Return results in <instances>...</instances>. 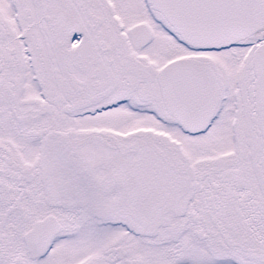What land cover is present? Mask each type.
<instances>
[{"label":"snow or ice","instance_id":"6c2138e0","mask_svg":"<svg viewBox=\"0 0 264 264\" xmlns=\"http://www.w3.org/2000/svg\"><path fill=\"white\" fill-rule=\"evenodd\" d=\"M0 264H264V0H0Z\"/></svg>","mask_w":264,"mask_h":264}]
</instances>
